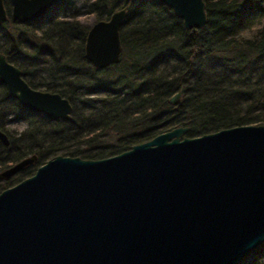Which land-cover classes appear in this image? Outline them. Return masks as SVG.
Returning a JSON list of instances; mask_svg holds the SVG:
<instances>
[{"label":"water","instance_id":"obj_1","mask_svg":"<svg viewBox=\"0 0 264 264\" xmlns=\"http://www.w3.org/2000/svg\"><path fill=\"white\" fill-rule=\"evenodd\" d=\"M27 23L54 0H7ZM186 31L202 29V0H156ZM0 0V25L6 20ZM125 9L87 30L96 70L118 62ZM0 85L25 110L68 121L69 102L31 89L0 54ZM181 89L169 99L176 104ZM174 128L99 160L55 156L0 192V264H241L264 242V126L193 138ZM0 143L8 145L0 131ZM25 158L0 172L9 178Z\"/></svg>","mask_w":264,"mask_h":264},{"label":"trees","instance_id":"obj_2","mask_svg":"<svg viewBox=\"0 0 264 264\" xmlns=\"http://www.w3.org/2000/svg\"><path fill=\"white\" fill-rule=\"evenodd\" d=\"M202 1L204 27L186 31L156 0H85L94 22L126 11L118 62L102 70L83 57L87 28L76 19L75 0H54L42 18L27 23L7 17L0 54L30 88L66 99L71 113L68 121L31 113L0 85V131L8 139L0 143V171L35 157L0 179V192L55 156L104 159L178 127L193 138L264 126V0ZM11 117L25 124L22 131H7Z\"/></svg>","mask_w":264,"mask_h":264},{"label":"rangeland","instance_id":"obj_3","mask_svg":"<svg viewBox=\"0 0 264 264\" xmlns=\"http://www.w3.org/2000/svg\"><path fill=\"white\" fill-rule=\"evenodd\" d=\"M84 3H85V0H75L74 5L77 10L76 19L82 26L89 28L94 23V20L91 15L85 13ZM257 21L258 20L254 21L253 27H256L258 25ZM24 127H25V124L21 122L19 119L14 118V117L9 118V122L6 125L7 131L12 132V133H18L22 131ZM252 263L253 264H264V242L241 261V264H252Z\"/></svg>","mask_w":264,"mask_h":264},{"label":"flooded vegetation","instance_id":"obj_4","mask_svg":"<svg viewBox=\"0 0 264 264\" xmlns=\"http://www.w3.org/2000/svg\"><path fill=\"white\" fill-rule=\"evenodd\" d=\"M7 3H8V1H7ZM3 7H4V9H5L4 1H3ZM51 8H52V7H51ZM51 8H50V9H51ZM50 9H49V10H50ZM49 10H48V11H49ZM48 11H46V13H47ZM5 12H6L7 17L9 18V3H8V13H7L6 10H5ZM46 13H45V14H46ZM45 14H43V15H42L41 17H39V18H42ZM7 17H6V19H7ZM39 18H37V19H39ZM9 19H10V18H9ZM10 20H11V19H10ZM34 20H35V19H34ZM102 21H103V20H102ZM94 23H95V22H94ZM87 30H88V28H87ZM86 33H87V31H86ZM85 36H86V34H85ZM84 39H85V37H84ZM83 46H84V42H83ZM82 50H83V48H82ZM83 57H84V55H83ZM85 61H86V60H85ZM89 65H90V64H89ZM90 66H91V65H90ZM108 66H109V65H108ZM91 67H92V66H91ZM92 68H93V67H92ZM105 68H106V67H105ZM93 69H94V68H93ZM95 70H96V69H95ZM22 79H23V78H22ZM24 82H25V81H24ZM31 89H32V88H31ZM33 90H35V89H33ZM37 91H40V90H37ZM41 92H44V91H41ZM47 93H49V92H47ZM51 94H55V93H51ZM33 163H34V162H33ZM33 163H32V164H33ZM30 165H31V164H30ZM27 166H28V165H27ZM27 166H26V167H27ZM24 168H25V167H24ZM22 169H23V168H22ZM35 170H36V169H35ZM16 174H17V173H16Z\"/></svg>","mask_w":264,"mask_h":264}]
</instances>
